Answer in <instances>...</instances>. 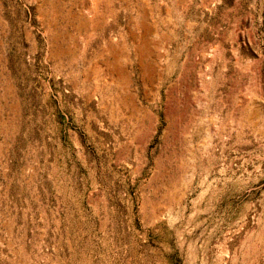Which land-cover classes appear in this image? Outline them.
Here are the masks:
<instances>
[{"label": "rangeland", "instance_id": "obj_1", "mask_svg": "<svg viewBox=\"0 0 264 264\" xmlns=\"http://www.w3.org/2000/svg\"><path fill=\"white\" fill-rule=\"evenodd\" d=\"M0 264H264V0H0Z\"/></svg>", "mask_w": 264, "mask_h": 264}, {"label": "bare ground", "instance_id": "obj_2", "mask_svg": "<svg viewBox=\"0 0 264 264\" xmlns=\"http://www.w3.org/2000/svg\"><path fill=\"white\" fill-rule=\"evenodd\" d=\"M86 1H87V0H86ZM92 2H93V1H92ZM95 3H96V2H95ZM92 5H93V4H92ZM83 6H84V4H83ZM94 7H95V6H94ZM84 10H85V9H84ZM90 10H92V7H91ZM85 12H86V10H85ZM85 12H84V13H85ZM71 13H72V12H71ZM91 14H92V13H91ZM88 15H89V14H88ZM88 15H87V16H88ZM92 15H94V14H92ZM81 16H82V15H81ZM80 18H81V17H80ZM88 18H89V17H88ZM81 20H82V19H81ZM92 20H93V18H92ZM75 21H76V20H75ZM87 21H88V20H87ZM88 23H89V22H88ZM81 25H82V24H81ZM81 25H80V26H81ZM82 26H83V25H82ZM140 50H141V49H140ZM136 52H137V51H136ZM136 54H137V53H136ZM137 56H138V55H137ZM142 56H143V55H142ZM135 57H136V56H135Z\"/></svg>", "mask_w": 264, "mask_h": 264}]
</instances>
